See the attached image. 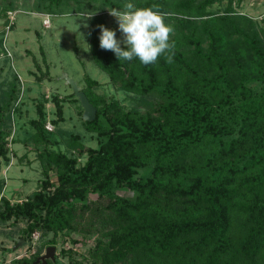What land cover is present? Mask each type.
Returning a JSON list of instances; mask_svg holds the SVG:
<instances>
[{
	"label": "trees",
	"instance_id": "16d2710c",
	"mask_svg": "<svg viewBox=\"0 0 264 264\" xmlns=\"http://www.w3.org/2000/svg\"><path fill=\"white\" fill-rule=\"evenodd\" d=\"M70 1L81 12L83 0L42 1L36 11L62 13ZM222 1L87 0L94 13L90 56L116 89L136 96L135 104L127 108L98 94V81L86 76L82 90L96 114L83 120L81 108L80 119L96 146L60 130L64 149L45 127L47 101L36 105L33 131L22 143L35 150L43 176L22 200L1 196L0 221H26L15 243L34 231L41 242L33 259L12 264H37L41 250L59 238L83 246L93 239L80 259L60 248L72 264H264V27L234 7L243 0L213 8ZM129 2L166 14L174 29L172 63L168 53L150 65L117 60L100 47L98 25L119 33L104 13ZM14 7L13 0H0L2 15ZM18 93L16 76L6 87L0 83V160L6 162ZM52 99L58 124L64 101ZM47 264L61 262L54 257Z\"/></svg>",
	"mask_w": 264,
	"mask_h": 264
},
{
	"label": "rangeland",
	"instance_id": "374dc122",
	"mask_svg": "<svg viewBox=\"0 0 264 264\" xmlns=\"http://www.w3.org/2000/svg\"><path fill=\"white\" fill-rule=\"evenodd\" d=\"M13 1L15 5L13 11H9L7 16L0 12V83L6 87L7 82L16 76L19 87L18 100L15 102L17 108L12 111L11 134L7 143L9 160L7 162L0 160V179L3 180L0 198L2 196L11 202H16L32 193L43 176L42 166L35 150L31 145L25 146L22 143L33 131L29 120L37 116L36 105L39 102L47 101L44 103L45 125L49 123V128H46L56 132V136L60 139L59 148L65 147V143L62 142L63 137L57 133L60 130L80 133L85 145L96 146V139L86 132L82 125L80 102L75 100L76 96L71 87L60 78L63 73L72 77L81 89H85L86 76L97 80L95 91L98 94L104 93L117 99L127 108L135 104L136 96L116 89L110 83L107 74L93 62L90 56L89 19L82 18V15L89 16L88 10L92 6L87 4V0H83L81 12L76 11V3L70 1L69 6L63 8L62 13L37 12V3L47 0ZM234 5L238 11L253 17L259 26L264 27V0H243L238 6ZM224 6L225 0L215 3L213 8L221 10ZM109 10L104 13L106 23L110 28L119 30L118 22L110 15ZM46 16L50 20L48 27L42 24ZM10 20L11 26L6 33L5 26ZM116 38L123 40L120 30ZM54 95L64 101V120L58 124L52 122L56 117L52 99ZM51 176L55 178L53 173ZM25 225V220L0 221V264H12L13 259L21 257L33 259L41 242L40 232L34 231L29 240L26 242L23 240L18 246L12 238H18ZM75 237L79 236L75 235ZM61 239L59 238L54 245L53 257L48 258L57 257L61 264H72L60 253L61 247L72 248L76 252L73 255L80 259L85 248L93 244V239L86 240L84 246L81 242L72 243ZM45 251L46 248L41 250L34 262Z\"/></svg>",
	"mask_w": 264,
	"mask_h": 264
},
{
	"label": "clouds",
	"instance_id": "9594fccd",
	"mask_svg": "<svg viewBox=\"0 0 264 264\" xmlns=\"http://www.w3.org/2000/svg\"><path fill=\"white\" fill-rule=\"evenodd\" d=\"M109 13L116 18L123 40L116 38L114 30L98 25L102 49L112 51L117 60L131 61L138 58L144 65L155 64L166 53V62H173L175 45L170 42V35L174 29L165 23L166 14L157 6L136 7L129 2L125 3L123 10L112 9ZM93 15H82V18L90 19ZM121 44L125 47H121Z\"/></svg>",
	"mask_w": 264,
	"mask_h": 264
},
{
	"label": "water",
	"instance_id": "95a60500",
	"mask_svg": "<svg viewBox=\"0 0 264 264\" xmlns=\"http://www.w3.org/2000/svg\"><path fill=\"white\" fill-rule=\"evenodd\" d=\"M60 78L64 79L65 82L71 87L74 95L77 97L80 105L83 109L82 111V119L91 121L94 119L96 114L95 106L90 103L88 97L85 92L81 89V87L77 84V82L70 77L67 73H63ZM23 241L22 238L17 239L16 246L20 245ZM54 246H48L44 254H42L35 263L37 264H47V259L53 257ZM40 260V261H39Z\"/></svg>",
	"mask_w": 264,
	"mask_h": 264
},
{
	"label": "built area",
	"instance_id": "2783aa9c",
	"mask_svg": "<svg viewBox=\"0 0 264 264\" xmlns=\"http://www.w3.org/2000/svg\"><path fill=\"white\" fill-rule=\"evenodd\" d=\"M9 13H10V12H8V14H9ZM45 15H48V14H45ZM10 18H12V16H10ZM42 24H43L45 27H48V26L50 25V20H49V18H48L47 16H46L45 18H43V20H42ZM10 25H11V20H10V23L7 24V25L5 26V28H6V33H7V31L10 29ZM45 127L49 128V123H46Z\"/></svg>",
	"mask_w": 264,
	"mask_h": 264
}]
</instances>
